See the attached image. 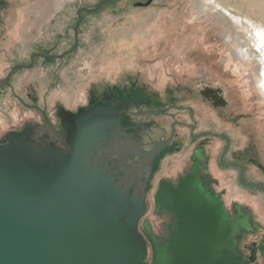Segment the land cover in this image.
Listing matches in <instances>:
<instances>
[{"label": "water", "instance_id": "1", "mask_svg": "<svg viewBox=\"0 0 264 264\" xmlns=\"http://www.w3.org/2000/svg\"><path fill=\"white\" fill-rule=\"evenodd\" d=\"M109 1L78 9L69 50L34 52L0 79V88L38 58L74 52L83 14ZM128 106L120 96L77 112L59 107L60 127L44 111L43 124L26 123L0 141V264L243 263L238 227L194 171L177 187L161 181L156 207L174 214L173 234L150 258L139 226L154 158L168 142L144 147ZM145 227L150 230L148 223Z\"/></svg>", "mask_w": 264, "mask_h": 264}, {"label": "rangeland", "instance_id": "2", "mask_svg": "<svg viewBox=\"0 0 264 264\" xmlns=\"http://www.w3.org/2000/svg\"><path fill=\"white\" fill-rule=\"evenodd\" d=\"M102 1L13 0L0 20V79L14 65L29 62L34 52L62 54L69 50L75 41L78 9L96 7ZM138 1L146 0H113L96 12H85L74 52L62 59L38 58L34 67L17 72L10 86L1 87L0 136L29 122L33 115L38 117L23 102L37 104L51 115L59 107L79 109L89 101L91 92L130 84L158 92L165 99L170 84L208 73L240 96L242 104L249 98L246 90L252 79V126L264 155V138L259 133L264 123V93L255 72L263 55L258 52L249 57L242 48L238 57L236 50L239 40L246 48L258 45L256 30L264 31V0H207L204 12L196 0H153L146 7L135 6ZM172 112L176 117L182 114ZM163 120L169 127L171 119ZM200 126L203 129L206 124L201 122ZM178 132L179 149L161 159L139 226L143 233L148 223L158 241L168 237L169 221L165 214H156L158 183L162 178L177 183L196 146L186 137L187 129ZM219 144L214 140L209 146L214 160ZM211 172L212 186L218 192L226 190L228 206L240 201L252 210V201L261 203L260 198L252 197V191L239 188L233 176H221L215 164ZM149 250L151 258V247Z\"/></svg>", "mask_w": 264, "mask_h": 264}, {"label": "flooded vegetation", "instance_id": "3", "mask_svg": "<svg viewBox=\"0 0 264 264\" xmlns=\"http://www.w3.org/2000/svg\"><path fill=\"white\" fill-rule=\"evenodd\" d=\"M12 1L0 0V20L2 13L11 7ZM152 2L153 0L138 1L134 5L140 4L138 7H146ZM49 52L52 53V51ZM186 79L175 85L170 84L166 88L165 99L158 92L150 91L145 87H137L133 84L113 85L101 93L94 91V96L91 92L89 101L82 107L90 109L99 105H109L122 96L129 102L130 121L139 125L137 134L142 145L146 148H153L157 144L168 142L154 158L147 192L163 156L179 149L181 142L178 130L187 129L186 137L196 144L190 160L187 166L183 167L177 183L171 179L162 178L158 183V188L162 180H167L177 187L181 178L192 171L198 173L200 182L210 195L220 198L229 217L238 227L237 252L243 258L242 264H264V155L260 148L261 144L254 136L252 126V79L249 83V90H246L250 93L249 98H243L246 100L243 104L239 100L240 96L232 93L226 84L213 79L208 73L186 77ZM180 99L183 103L179 102ZM23 103L38 113V117L36 114L33 115L27 123L43 124V112L46 111L52 122L58 127L61 126L57 113L58 108L50 115L45 108L37 104ZM173 110L181 111L182 114L176 117ZM77 111L78 109L72 112ZM164 118L171 119L169 127L164 125ZM201 122L206 124L203 129L200 126ZM25 124L21 127L16 126L12 130H20ZM9 131L0 136V141ZM259 133L264 138V123L260 125ZM214 140L220 142L215 160L210 158L208 153L209 146ZM214 164L221 176H233V181L239 188L252 191V197L255 195L256 200L260 198L261 203L252 201V210L249 205L240 201L232 202L228 206L224 197L226 190L218 192L212 186L211 169ZM162 213L169 219L168 237L165 240L158 241L153 237L151 230H147L144 225L145 231L142 234L149 248L151 247V256L155 247L168 243L173 234L171 227L175 218L174 214L164 208L158 210L156 207V214Z\"/></svg>", "mask_w": 264, "mask_h": 264}, {"label": "bare ground", "instance_id": "4", "mask_svg": "<svg viewBox=\"0 0 264 264\" xmlns=\"http://www.w3.org/2000/svg\"><path fill=\"white\" fill-rule=\"evenodd\" d=\"M207 0H196V5L199 9H201V11H205L206 9H208V2H206ZM260 27V26H259ZM238 33V32H237ZM256 34H257V41H258V45L255 46L254 48H246L243 47L244 44L242 43V41L239 40L238 45L239 47H237V56L239 57V55L242 54V48H245V52L243 51V53L247 56H251L252 54H257L258 52H261L263 57L261 59H258V66H255V72L258 75V77L260 78V88L262 90V92L264 93V50H262V48L264 49V31L261 32L260 28H258L256 30ZM237 37L239 36V33L237 34ZM244 41V40H243ZM237 58V57H236ZM251 59V58H249ZM253 78H255L254 75H252ZM254 80V79H253Z\"/></svg>", "mask_w": 264, "mask_h": 264}]
</instances>
